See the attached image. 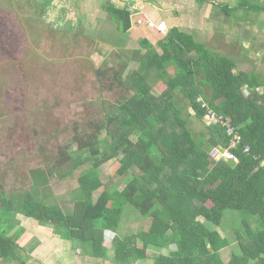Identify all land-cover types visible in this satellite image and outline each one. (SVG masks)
<instances>
[{
    "label": "trees",
    "instance_id": "16d2710c",
    "mask_svg": "<svg viewBox=\"0 0 264 264\" xmlns=\"http://www.w3.org/2000/svg\"><path fill=\"white\" fill-rule=\"evenodd\" d=\"M108 11L120 31L130 29L129 9L109 6ZM142 46L147 50L127 82L122 72L116 73L124 97L111 103V109L103 99L104 116L90 122L93 131L75 134L80 157L59 153L63 163L73 164L62 176L87 165L71 192L73 210L47 203L50 196L41 190L51 184L46 175L20 195L19 209L2 193L0 258L29 264L28 254L20 256L25 230H14L17 212L53 227L61 238L80 241L90 255L107 258L105 232L120 230L125 206L131 204L151 222L126 237L117 236L113 247L118 264L144 259L150 247L169 248L173 243L175 253H160L154 264H264V95H245L244 85H254L251 77L235 72L231 57L215 53L179 27L156 45L143 39ZM98 73L108 71L98 68ZM159 81L167 88L158 94L153 83ZM199 98L240 128L243 144L232 149L236 160L213 157V148L228 147L230 137L220 125L206 123ZM246 144L250 153L244 152ZM112 160L119 167L104 184L100 167ZM127 178L123 189H112L116 180ZM104 185L94 200L93 192ZM227 209L242 214L236 229L239 247L228 261L220 251L227 239L203 222L222 225ZM243 226L245 233L239 231Z\"/></svg>",
    "mask_w": 264,
    "mask_h": 264
},
{
    "label": "rangeland",
    "instance_id": "374dc122",
    "mask_svg": "<svg viewBox=\"0 0 264 264\" xmlns=\"http://www.w3.org/2000/svg\"><path fill=\"white\" fill-rule=\"evenodd\" d=\"M35 5L36 0H0V203L2 193H6L12 206L19 209L20 195L31 190L36 181H43L46 175L51 178V184L41 190L50 196L46 198L47 203L57 202L64 210L70 211L74 208L71 192L79 185L80 170L87 165L75 169L69 176H62L64 171L73 169V164L63 163L62 157L58 158L59 153L65 150L73 158L80 157L75 134L93 131L90 122L104 116L103 99L109 100L108 108L111 109V103L124 97L126 91L116 73L122 72L127 82V76L137 61L130 64L132 67L125 64V61L135 62L134 55L122 52L118 39L112 47L101 41L105 37L112 42L106 36L107 13L101 0H54L53 4L49 2L46 10L42 4L38 8ZM90 19L96 25H92ZM137 27L145 31L152 26L145 23ZM131 35L129 42L123 43L124 47L140 46L143 36L136 31ZM98 68L108 73L103 76L98 73ZM153 85L158 94L167 88L163 81ZM184 100L180 95V102ZM220 155L217 157L222 159ZM118 167L117 160L100 167L104 184L115 175ZM129 178L116 180L112 189H123ZM104 188L105 185L93 192L94 200ZM15 218L14 230L23 226L26 232L24 238L27 240L20 250L23 259L25 254H28V260L36 259L34 256L41 245V249L48 250L49 256H68L67 240L59 237L57 242L55 236H50L52 228L19 212ZM241 221V212L233 209L225 211L223 223L218 227L203 220L227 239L228 245L220 250L226 261L239 247L236 229ZM150 222L151 217H144L131 204L126 205L121 231H106L105 245L110 256H115L113 244L116 237L110 240L109 233L126 237V234L148 227ZM239 231L245 233V227ZM176 249V243L169 248L150 247L148 257L131 259L125 264H154L155 256L175 253ZM82 251L90 254L85 247ZM70 253L71 264H74L79 255L75 254L76 249ZM5 260L10 262L11 259ZM113 261L116 263L115 259ZM113 261L105 260L104 264H114ZM62 262L65 264L64 260ZM31 264L43 263L33 260Z\"/></svg>",
    "mask_w": 264,
    "mask_h": 264
},
{
    "label": "crops",
    "instance_id": "0c3cea01",
    "mask_svg": "<svg viewBox=\"0 0 264 264\" xmlns=\"http://www.w3.org/2000/svg\"><path fill=\"white\" fill-rule=\"evenodd\" d=\"M50 1H52L53 4L54 0H36L37 8L42 4L44 5L43 9L46 10ZM101 1L102 8L107 13V22L105 24L106 36L109 37L112 42L106 40L105 37L103 39L101 38V41L110 44L112 47L116 45L118 39V42H121V46H118L121 47V51L126 52V54L132 53V55H134L133 60H135V62L125 61V64L128 63L130 66L132 63L136 64V61L138 64L139 57L147 50V48L142 46L143 39H147L151 44L156 45L160 39H163L167 35L171 28L179 27L181 30L191 33L196 41L205 44L215 53L231 57L235 62V72L242 71L251 77V82H253L254 85H244L243 92L245 95H250L255 91L257 95H264V0ZM105 2H107V5ZM66 4L69 5V3ZM109 6L126 8L131 11L132 25L130 29L126 32L119 30L118 21L114 19L108 11ZM87 12L89 15H92L91 12ZM134 13H136V15L132 17ZM139 19L142 20V23H138ZM89 22H91L92 25H96L95 21L92 19H90ZM145 23L152 27H149L150 29L148 28L145 31L137 27V25ZM102 26L104 27L103 22ZM133 31L139 32L143 36L141 37V47L137 46L132 48L129 45L124 47L123 43L129 42V36H132L131 34ZM113 32L117 35L112 34ZM94 40L97 41L98 39L94 37ZM137 51L140 52L137 53ZM136 67L137 65L134 68ZM97 225L99 226L100 223L97 222ZM50 228H52V235H49L55 236L54 239L58 242L61 236L53 232V227ZM113 232L115 231L113 230ZM113 232L108 235L110 240H113L115 237L117 238ZM25 235L26 232L24 233V237ZM26 240V238H23L21 246H24ZM65 240L68 242L66 245L68 247L67 249L70 252L76 249L75 254L77 256L79 255L74 264H104L105 260L111 262L114 260V256H110V254L107 258H100L84 253L80 241L71 239ZM41 246L37 248L34 256L36 259L33 260L40 261L43 264H63L62 261L64 260L65 264H71L70 252L68 256H49L48 250H46L45 247L41 249ZM33 260H28L29 264H31ZM49 260H51V262ZM113 263L116 264L114 261ZM0 264L17 263L11 260L8 262L0 258Z\"/></svg>",
    "mask_w": 264,
    "mask_h": 264
},
{
    "label": "built area",
    "instance_id": "2783aa9c",
    "mask_svg": "<svg viewBox=\"0 0 264 264\" xmlns=\"http://www.w3.org/2000/svg\"><path fill=\"white\" fill-rule=\"evenodd\" d=\"M135 15L136 13L132 14V17H134ZM138 23H142V20L139 19ZM199 101L201 102L202 108L205 109L204 120L206 121V123L208 125H220L222 128L225 129L226 134L230 137V143L228 147L219 146V147L213 148L211 152L213 157L220 160L219 156L217 157V155L221 154L220 158L236 160L237 156L232 151V149L243 144V135L240 132V128L234 123H232V120L230 117H226L223 114L218 113L203 98H199ZM250 151H251V145L246 144L244 147V152L250 153ZM106 234L107 233L105 232V237H106Z\"/></svg>",
    "mask_w": 264,
    "mask_h": 264
}]
</instances>
